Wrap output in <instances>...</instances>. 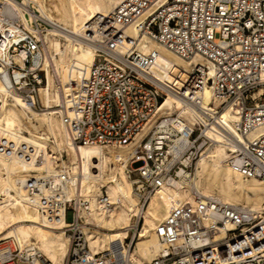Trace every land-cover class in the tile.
Instances as JSON below:
<instances>
[{
	"label": "built area",
	"instance_id": "built-area-1",
	"mask_svg": "<svg viewBox=\"0 0 264 264\" xmlns=\"http://www.w3.org/2000/svg\"><path fill=\"white\" fill-rule=\"evenodd\" d=\"M133 23L136 36L126 32ZM0 25L5 27L0 32V49L6 53L0 54V85L8 99L15 94L26 109L42 111L38 91L46 86L47 78L39 33L6 14L0 15ZM8 25L17 31L9 32ZM80 31L96 50L89 69L61 81L50 68L53 87L60 94L55 107L70 141L76 147L115 150L135 141L138 132L149 126L135 142L126 164L138 199L127 235L123 242L110 241L102 251L90 250L85 228L96 225L81 213L88 209L89 195L75 189L69 196L77 174L67 164L52 172L34 171L22 185L45 221L63 223L69 237L64 264H130L129 250L144 225L143 210L150 196L162 184L178 179L181 171L191 180L197 159L209 145L203 123L191 125L184 115L159 109L167 93H174L206 123L238 100L239 137L221 126L217 130L229 145L226 162L241 175L264 181V134L248 137L251 129L264 123V0H120L108 13L96 14ZM144 37L184 59L201 56L212 71L208 65H198L180 87L167 84L152 72L157 51L141 48ZM21 50L22 65L13 58ZM204 86L212 91L208 109L200 108L197 97ZM259 89L262 92L253 97ZM214 100L219 107L213 106ZM33 154L32 144L0 130V155L29 161ZM120 163L116 158V164ZM98 203L103 209L112 204L105 186ZM152 231L162 249L150 264H264V201L256 215L249 208L192 189V201L172 205ZM0 264L51 262L32 244L8 237L0 239Z\"/></svg>",
	"mask_w": 264,
	"mask_h": 264
},
{
	"label": "bare ground",
	"instance_id": "bare-ground-1",
	"mask_svg": "<svg viewBox=\"0 0 264 264\" xmlns=\"http://www.w3.org/2000/svg\"><path fill=\"white\" fill-rule=\"evenodd\" d=\"M119 1L49 0L47 8L43 0H0V15L6 14L9 18L20 21L31 32L39 33L47 49V53L41 55L47 83L38 91L44 106L42 111L26 109L15 94H10L8 99L9 95L0 85V130L10 138L23 140L34 146V154L29 161L0 155V239L14 237L23 244H32L51 264H64L69 237L62 222L48 223L30 204L22 182L32 172H52L57 166L64 164L72 172H76V181L69 196L74 194L75 189L89 195L88 209L81 213L87 221L96 225V228H85L88 246L92 252L104 250L110 241L123 242L131 212L138 201L126 172L129 158L127 154L133 152L135 142L146 134L148 123L138 132L135 141L123 144L115 150H102L96 146L76 147L68 138L55 107L60 104V94L53 87L50 70L52 68L61 81L76 77L81 69L88 70L94 61L96 50L93 43L83 39L80 30L96 14L108 13ZM32 17L41 19L50 29L46 28V32L42 33L33 24ZM3 28L5 27L0 25V32ZM6 29L11 33L17 31L12 25H8ZM126 32L131 36L137 35L134 23L126 28ZM141 48L144 51H157L152 72L170 85L180 87L183 78L198 65H208L209 72L212 71L201 56L184 59L147 37L143 38ZM0 54L6 55L5 50L0 49ZM23 56L24 52L21 50L13 58L22 65ZM261 92L259 89L252 96L255 97ZM211 94L212 91L207 86L197 92L200 108H211ZM185 105L174 93L169 92L159 109L184 115L186 122L191 125L201 126L203 123V132L209 145L197 159L191 180L186 178L185 171H181L178 179L162 184L150 196L143 210L144 225L129 250L130 264H150L162 249L152 229L179 200L192 201V189L205 197H216L227 203L249 208L256 215L263 209L264 181L245 177L226 162L229 145L227 139L217 131L221 126L239 137L236 130L241 116L238 100L229 103L207 123ZM263 134L264 123H261L249 131L248 137L256 138ZM64 155L67 159H64ZM116 158L121 160L120 164H116ZM201 179L204 180L202 186ZM102 186H105L108 199L112 203L108 209H103L98 203ZM211 186L215 187L218 195L207 194L211 191ZM151 255L154 256L150 260Z\"/></svg>",
	"mask_w": 264,
	"mask_h": 264
},
{
	"label": "rangeland",
	"instance_id": "rangeland-1",
	"mask_svg": "<svg viewBox=\"0 0 264 264\" xmlns=\"http://www.w3.org/2000/svg\"><path fill=\"white\" fill-rule=\"evenodd\" d=\"M16 1H20V0H16ZM44 1V4H45V6L48 8V4H49V0H43ZM46 2V3H45ZM24 12H26V10H24ZM33 18V24L35 25V27L36 28H38L39 30H42V33H45L46 32V28H48L49 27V25L47 24V23H45V22H43L41 19H38L37 17H32ZM35 19H37L36 21H35ZM38 23V25H36ZM69 27H70V25H68ZM67 26V28H69ZM48 29H50V28H48ZM39 37H40V35H39ZM56 38V37H55ZM40 39H41V42H42V44H43V53L45 52V53H47V49H45L46 47H45V43L43 42V40H42V38L40 37ZM51 39V38H50ZM59 42L61 43V46H63L62 45V41L61 40H59ZM50 49V48H49ZM13 50H16V49H13ZM51 50V49H50ZM213 106L214 107H219V102L217 101V100H214V102H213ZM52 145V144H51ZM127 150V149H126ZM128 154H127V158H128ZM223 163V162H222ZM202 184H204V180L203 179H201V181H200V185L202 186ZM211 189V191H208V193L207 194H212L213 196L214 195H218L217 194V192H216V189H215V187H213V186H211L210 187ZM264 199V198H263ZM262 199V200H263ZM66 220L67 221H69V220H71V211H68L67 213H66ZM137 240V239H136ZM135 240V241H136ZM145 255V254H144ZM154 255H151L150 256V260L152 259V257H153Z\"/></svg>",
	"mask_w": 264,
	"mask_h": 264
}]
</instances>
